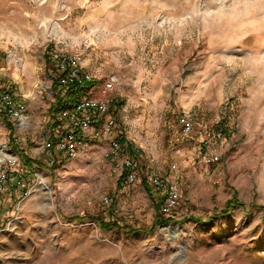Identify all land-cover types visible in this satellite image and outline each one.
<instances>
[{
	"label": "rangeland",
	"instance_id": "374dc122",
	"mask_svg": "<svg viewBox=\"0 0 264 264\" xmlns=\"http://www.w3.org/2000/svg\"><path fill=\"white\" fill-rule=\"evenodd\" d=\"M61 50L116 77L111 109L135 153V180L105 155L102 120L78 155L47 150L48 134L69 127L50 109L49 62ZM5 90L26 123L0 100V147L14 156L0 162V264H264V0H0ZM184 106L200 109L208 133L211 115H222L217 163L194 156L200 135L179 138ZM169 175L180 199L163 215L149 181Z\"/></svg>",
	"mask_w": 264,
	"mask_h": 264
},
{
	"label": "built area",
	"instance_id": "2783aa9c",
	"mask_svg": "<svg viewBox=\"0 0 264 264\" xmlns=\"http://www.w3.org/2000/svg\"><path fill=\"white\" fill-rule=\"evenodd\" d=\"M51 58L49 74L56 87L52 99L54 101L59 97L64 101L58 113H62V116L68 120L69 127L63 130L62 135L54 132H52L53 136L51 133L48 134L45 142L47 150L54 153L57 160L78 155L90 143L89 137L92 131L86 133L87 128L94 127L102 120L101 134L109 142L105 155L112 157L122 172L126 171L127 181L135 180L137 178V171L134 168L135 158L129 150L123 148V135L120 134L126 127L117 131L116 113L111 109L116 77L112 74L97 75V71L85 62V55L79 50L54 51ZM95 83H99L98 86ZM12 98L11 92L5 90L0 100L7 107L10 115L18 118V123L24 109L19 103L15 105ZM221 116V114H213L209 118L210 124L214 127L211 133H208L206 121L201 116L200 109L196 107L184 106L176 116L179 138L190 142L191 138L200 135L199 148L194 156L209 164L217 163L220 159L215 145L222 144L225 136L221 126ZM174 151L178 153L181 148L177 147ZM170 168L171 170L176 168L175 161L170 164ZM7 178L8 171L0 164V188ZM149 182L154 189L162 193L160 213L170 214L180 199L177 180L171 175L153 176L150 177Z\"/></svg>",
	"mask_w": 264,
	"mask_h": 264
},
{
	"label": "trees",
	"instance_id": "16d2710c",
	"mask_svg": "<svg viewBox=\"0 0 264 264\" xmlns=\"http://www.w3.org/2000/svg\"><path fill=\"white\" fill-rule=\"evenodd\" d=\"M69 96H70V94H69ZM64 104V101L61 99V98H59V97H56L55 98V100L52 102V104L50 105V109H51V111H52V115L53 116H56V114H55V112H58L59 111V109L61 108V106ZM54 119H55V121H56V123H59V122H61V120L60 119H58V117L56 116V117H54ZM7 124V126L10 128V134H12V132H13V130H12V128H13V124L10 122H8V123H6ZM51 135L53 136L54 134L53 133H51ZM13 146H14V150L21 156V157H23L24 159H25V161L27 162V164L29 165V166H31V164H32V162H37L36 160H33V159H30L29 157H25L24 156V152L16 145V143H14L13 144ZM128 150H129V152L132 154V155H134L135 153L132 151V149H131V146H129V148H128ZM125 175H126V171L124 170L123 172H122V178H125ZM119 180H121V177L119 178ZM121 183V181H118V185ZM144 185V184H143ZM145 188H146V186H145ZM232 202H234V199H231V200H228L227 201V206H229ZM228 209H225L224 210V212H226ZM97 220L99 221V223L103 226V227H110L111 225H113L112 224V222L111 221H105V220H103V219H101L100 217H97ZM155 223H156V221H155Z\"/></svg>",
	"mask_w": 264,
	"mask_h": 264
},
{
	"label": "bare ground",
	"instance_id": "6f19581e",
	"mask_svg": "<svg viewBox=\"0 0 264 264\" xmlns=\"http://www.w3.org/2000/svg\"><path fill=\"white\" fill-rule=\"evenodd\" d=\"M7 61L8 63H12V54L9 53L8 57H7ZM15 69V74H17L19 81L21 82L23 91L27 92L29 90V80L25 81L24 78H22L21 73L19 72L21 70L20 65L16 64ZM22 123H26V116L22 115L20 121L18 122V124H22ZM7 157H14L12 153L7 152L3 147H0V162L3 161L5 158ZM39 183H41L43 185V188L47 191V193H49L52 188L49 185V183L44 179V177L42 175H39Z\"/></svg>",
	"mask_w": 264,
	"mask_h": 264
},
{
	"label": "crops",
	"instance_id": "0c3cea01",
	"mask_svg": "<svg viewBox=\"0 0 264 264\" xmlns=\"http://www.w3.org/2000/svg\"><path fill=\"white\" fill-rule=\"evenodd\" d=\"M149 184H150V182H149ZM145 191H146L147 196H149L150 198H152V197L154 198L153 194L150 193L151 190H147V188H146Z\"/></svg>",
	"mask_w": 264,
	"mask_h": 264
}]
</instances>
